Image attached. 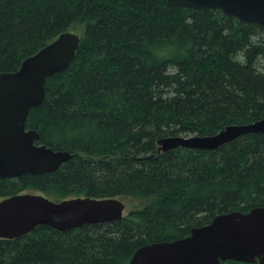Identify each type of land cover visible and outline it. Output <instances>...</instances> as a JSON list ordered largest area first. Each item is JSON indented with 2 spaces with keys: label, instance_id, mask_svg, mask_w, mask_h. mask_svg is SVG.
<instances>
[{
  "label": "trees",
  "instance_id": "16d2710c",
  "mask_svg": "<svg viewBox=\"0 0 264 264\" xmlns=\"http://www.w3.org/2000/svg\"><path fill=\"white\" fill-rule=\"evenodd\" d=\"M67 31L83 36L74 60L46 79L26 128L75 157L55 172L0 179V200L143 204L119 222L0 239V264H128L143 245L264 206V135L217 151L156 152L162 137L264 119V30L166 0H0V74Z\"/></svg>",
  "mask_w": 264,
  "mask_h": 264
},
{
  "label": "water",
  "instance_id": "95a60500",
  "mask_svg": "<svg viewBox=\"0 0 264 264\" xmlns=\"http://www.w3.org/2000/svg\"><path fill=\"white\" fill-rule=\"evenodd\" d=\"M167 6L215 10L242 24L264 30V0H166ZM67 31L25 58L14 72L0 74V179L57 171L74 154L40 143L36 130L26 128L29 110L45 97L46 79L66 70L82 40ZM247 134L264 135V119L228 125L209 136H167L158 139L157 154L178 148L217 151ZM119 198L76 197L54 201L38 193L0 200V239H16L44 226L61 233L83 226L119 222L125 218ZM234 261L264 264V206L247 213L216 215L191 229L184 238L152 242L138 248L128 264H222Z\"/></svg>",
  "mask_w": 264,
  "mask_h": 264
},
{
  "label": "rangeland",
  "instance_id": "374dc122",
  "mask_svg": "<svg viewBox=\"0 0 264 264\" xmlns=\"http://www.w3.org/2000/svg\"><path fill=\"white\" fill-rule=\"evenodd\" d=\"M125 202V210H124V215L126 216L129 211L139 208L142 206L143 202L137 199H131V198H127V199H123Z\"/></svg>",
  "mask_w": 264,
  "mask_h": 264
},
{
  "label": "bare ground",
  "instance_id": "6f19581e",
  "mask_svg": "<svg viewBox=\"0 0 264 264\" xmlns=\"http://www.w3.org/2000/svg\"><path fill=\"white\" fill-rule=\"evenodd\" d=\"M123 221V220H122Z\"/></svg>",
  "mask_w": 264,
  "mask_h": 264
}]
</instances>
